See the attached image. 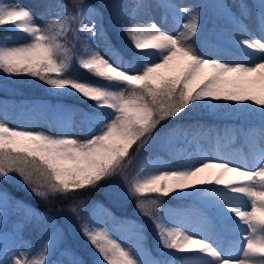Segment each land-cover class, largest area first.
Wrapping results in <instances>:
<instances>
[{"label":"snow or ice","instance_id":"6c2138e0","mask_svg":"<svg viewBox=\"0 0 264 264\" xmlns=\"http://www.w3.org/2000/svg\"><path fill=\"white\" fill-rule=\"evenodd\" d=\"M0 28L5 81L27 76L50 96L91 102L85 111L0 100V181L46 204L113 181V201L135 200L151 221L154 249L143 224L104 209L109 228L102 205L87 213L86 200L68 205L92 264H264V0H50L39 13L0 0ZM198 110L241 123H181ZM41 125L57 134L33 130ZM173 193L191 203H164ZM13 212L20 219L9 228ZM30 225L35 247L23 238ZM65 239L47 213L0 189V264H85Z\"/></svg>","mask_w":264,"mask_h":264},{"label":"rangeland","instance_id":"374dc122","mask_svg":"<svg viewBox=\"0 0 264 264\" xmlns=\"http://www.w3.org/2000/svg\"><path fill=\"white\" fill-rule=\"evenodd\" d=\"M99 1H100V3L104 2V0H99ZM6 2L20 3V4L24 5L25 7L32 9L33 12L39 13L40 11L43 10V5L47 2H50V0H6ZM107 2L112 3V2H114V0H107ZM179 2H181L183 4H189V3L196 2V0H179ZM231 2H232V0H228V3H231ZM153 15H154L156 22L158 24H160V20H161L160 13L154 12ZM37 23H43V21H41L38 17ZM208 26L211 27V23H209ZM5 27H7V26H5ZM161 27H167V26L161 25ZM3 34H4V28H0V35H3ZM8 36H9L10 42H17V43L19 42V40L16 39L15 37H13L10 33L8 34ZM97 43L99 45V49H101L102 53H104L105 50H104L103 42L97 41ZM198 50H200V49H198ZM224 59H228V57H224ZM16 78L17 77H7V81H5L4 74L0 73V82H3V87L0 88V100H6L10 104L16 103V102H28V101L46 102L48 104L63 103V104H67V105H73V106H75L77 108H81L85 111L88 110V104L91 103V102H88L85 105L80 106V105H77L76 103H74L72 101H65L63 99H54V98H57L55 96H51L52 98H50V95H49V98L46 96L40 97L39 94H37V93H35V95H33V87L27 88V90L22 93V92H20L19 88L17 87ZM8 81H11V82H8ZM29 91H32V92L30 93ZM6 122H8L10 124V126H13V127L16 126V123L11 121V120H8ZM228 126H234V125H228ZM223 127H225V126H223ZM223 127H218V128H223ZM33 130L34 131H41L42 130L45 132H51L53 135L57 134L52 129H50L44 125H41L39 127H33ZM76 133H79L81 135L80 132H76ZM81 137L83 138L82 135H81ZM241 143H242V141L240 139H237V142H236L237 146H239ZM202 144L205 148L210 147L207 141H202ZM146 150L149 153L154 152V149H152V148H147ZM161 155L163 156L165 154L161 153ZM132 156L133 157L136 156V147L135 146L133 147ZM165 158H167V157L165 156ZM136 170H137L136 164H133L129 170V174L130 175L134 174ZM115 182L119 183V180L117 179ZM101 183H103L104 187L102 188V190L99 194L100 196L89 197V198L84 199V200H86V203L83 206L84 212L87 213L89 208L93 204L102 205L103 206L102 208L97 209V213H98L101 220L107 221V226L109 228L112 227V222L110 220H108V217L104 214V211H103L104 209H107L115 217L127 218V219H131V220H135L140 224H143L145 226V229H146L147 247L149 249H154V247L156 245V238H155V233H154L153 228H152L151 221L149 219L141 216L137 212L135 200H123L122 199L121 202L116 203L110 197L109 188H108V185L112 184L113 181H107V182H101ZM121 188H123L122 185H121ZM0 189L7 191V193L11 197L15 198L16 200L22 201L26 205H29V204L25 203L22 200V199H26L25 196L31 197L32 201H34V202H39V200L37 198H35L30 192L24 190L18 184L0 181ZM17 195H19V196H17ZM174 195L175 194L173 193L169 197L164 198V203L168 204V202L166 200L172 199V196H174ZM172 200L177 202V200H174V199H172ZM189 202L191 203V201H189ZM172 205H175L176 207L178 206L176 204H172ZM30 206H32V205H30ZM169 206H171V205H169ZM32 207L35 208L34 206H32ZM171 207H174V206H171ZM61 208L64 210L63 211H57L56 210L53 212H49L48 215L56 221L57 226H59L60 228H62L64 230L65 235H66L65 246L72 248L77 253V255H79L80 257L83 258V260L85 261V264H92V261L96 257V254H95L93 248L80 235L79 222L77 221L76 217L67 210V206H64ZM41 213H43V212H41ZM19 219H20V216L13 212L9 218V228H11L12 224ZM127 235L129 237L128 241L130 243L134 242V239H135L134 236H132L131 233H127ZM23 238L25 240H31L33 246L35 247L37 244V241L40 238L39 230L35 226H32V225L28 226L24 231ZM117 238L119 239L121 237L118 235Z\"/></svg>","mask_w":264,"mask_h":264},{"label":"trees","instance_id":"16d2710c","mask_svg":"<svg viewBox=\"0 0 264 264\" xmlns=\"http://www.w3.org/2000/svg\"><path fill=\"white\" fill-rule=\"evenodd\" d=\"M86 2H89L90 4H93V5L99 4L98 0H85V3ZM104 11H105V17H106L105 24L107 26L108 12H107V10H104ZM108 31H109L108 38L112 41L113 44H117L118 41L116 40L115 36L112 34L111 29H109ZM76 72H80V74L83 78H90V77H88V75L86 73L83 72V70H79V69L74 68L73 74H75ZM16 84H17V87L19 88L20 92H22V93L25 92L27 90V88L33 87V95H35V93H37V94H39L40 97L46 96L49 98V94L47 93V91H45L46 86L41 85L40 82L35 81L32 78H29L27 76L17 77L16 78ZM29 92L31 93L32 91H29ZM50 98H52V97L50 96ZM54 99H63L65 101H72V102H74L80 106L81 105L83 106L86 103L90 102V101H84L83 98L77 99L74 97H64V98H54ZM196 120H199L206 125L214 126L216 128L228 126V125H239L241 123V121L237 120V118L235 116H231L228 113H223L220 115H211V114L204 112L203 110H198L194 113H191L189 116L185 117V119L183 121H181V123L189 124V123H194ZM172 123H173V121H171V120L165 121L161 125V128H158L156 131L160 132L161 129L168 127ZM253 123H255V121H253ZM132 152H133V148L131 149V155H132ZM102 187H103V183H101V185L99 187H97L95 190H89L86 192L78 193L75 196H70L67 200H57L54 203H47L46 204V203H41L40 201L34 202V201H32L31 197H29V196H25L26 199H22V200L25 203L34 206L36 209H38L41 212L49 213V212L56 211L58 208L68 206L72 203H75L79 200H84L85 198L99 196V192L101 191ZM17 196H19V195H17ZM166 201L171 203V204L174 203L170 200H166ZM178 203H183V202L179 201Z\"/></svg>","mask_w":264,"mask_h":264},{"label":"bare ground","instance_id":"6f19581e","mask_svg":"<svg viewBox=\"0 0 264 264\" xmlns=\"http://www.w3.org/2000/svg\"><path fill=\"white\" fill-rule=\"evenodd\" d=\"M100 51H101V49H99ZM101 53H102V51H101ZM75 135H77V136H80V138H82L81 137V135L79 134V133H74ZM83 139V138H82ZM129 242V241H128ZM130 243V242H129Z\"/></svg>","mask_w":264,"mask_h":264}]
</instances>
